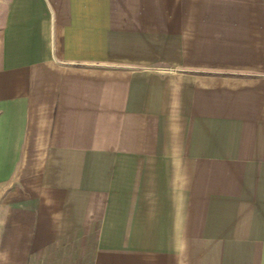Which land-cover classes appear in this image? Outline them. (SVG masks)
Listing matches in <instances>:
<instances>
[{"label": "crops", "instance_id": "obj_1", "mask_svg": "<svg viewBox=\"0 0 264 264\" xmlns=\"http://www.w3.org/2000/svg\"><path fill=\"white\" fill-rule=\"evenodd\" d=\"M0 264H264V0H0Z\"/></svg>", "mask_w": 264, "mask_h": 264}]
</instances>
